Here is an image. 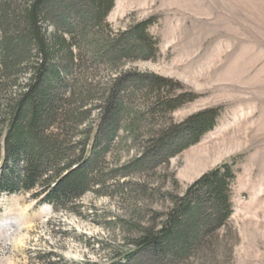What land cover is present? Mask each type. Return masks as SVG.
Returning a JSON list of instances; mask_svg holds the SVG:
<instances>
[{
	"label": "trees",
	"instance_id": "obj_1",
	"mask_svg": "<svg viewBox=\"0 0 264 264\" xmlns=\"http://www.w3.org/2000/svg\"><path fill=\"white\" fill-rule=\"evenodd\" d=\"M115 2L0 0V197L29 194L38 206L76 213V202L108 177H141L158 167L169 173L172 159L217 126L219 107L174 124L172 115L200 96L172 79L123 72L158 50L152 19L113 33L107 18ZM87 64L120 76L99 89ZM129 142L133 157L107 174L108 155L129 154ZM235 180L230 164L204 174L162 220L141 223L136 249L114 264L186 261L229 229Z\"/></svg>",
	"mask_w": 264,
	"mask_h": 264
},
{
	"label": "rangeland",
	"instance_id": "obj_2",
	"mask_svg": "<svg viewBox=\"0 0 264 264\" xmlns=\"http://www.w3.org/2000/svg\"><path fill=\"white\" fill-rule=\"evenodd\" d=\"M150 19L157 56L123 72L172 79L200 96L172 115L174 124L219 107L217 126L171 160L170 174L158 167L141 177H105L76 202V213L38 206L29 194L1 196L0 264H114L136 249L141 223L165 215L173 199L224 164L236 172L229 229L179 264H264V0H116L107 23L122 33ZM86 66L99 89L120 76L102 64ZM127 144L129 154L108 155L107 174L133 157Z\"/></svg>",
	"mask_w": 264,
	"mask_h": 264
}]
</instances>
